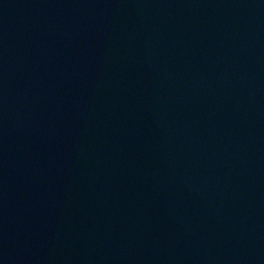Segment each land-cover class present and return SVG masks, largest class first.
I'll return each instance as SVG.
<instances>
[{"label":"water","instance_id":"95a60500","mask_svg":"<svg viewBox=\"0 0 264 264\" xmlns=\"http://www.w3.org/2000/svg\"><path fill=\"white\" fill-rule=\"evenodd\" d=\"M0 264H264V0H0Z\"/></svg>","mask_w":264,"mask_h":264}]
</instances>
